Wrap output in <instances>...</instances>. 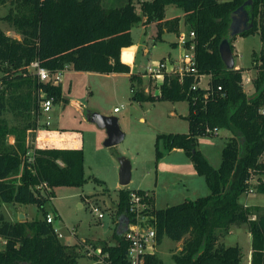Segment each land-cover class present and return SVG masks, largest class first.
<instances>
[{
  "label": "trees",
  "instance_id": "obj_1",
  "mask_svg": "<svg viewBox=\"0 0 264 264\" xmlns=\"http://www.w3.org/2000/svg\"><path fill=\"white\" fill-rule=\"evenodd\" d=\"M245 1L146 0L137 2V12L133 0H112L110 4L107 0H0V4L13 5L3 19L20 35L19 39L13 38L0 28V204H36L42 215L30 221H10L0 213V264H79L81 256L78 246L61 243L53 224L46 221L44 204L49 198L37 186L46 183L52 197L55 187L82 186L86 181L83 151L34 148L33 162H27L28 132L32 133L39 121V93L52 96L54 102L64 100L61 85L39 81L29 70L30 63L36 60L50 72L69 66L75 71L128 73L130 67L121 61V50L126 61L132 50L131 29L143 17L144 23H156L157 37L164 31L178 32L180 18H165L168 7L179 9L187 34L194 33L185 47L193 43L197 72L182 77L164 73L157 92L147 94L143 76L132 73L130 98L187 101L188 114L184 118L188 131L158 134L156 159L165 151L182 149L195 171L205 178L209 193L155 209L151 193L120 187L115 219L130 218V193L141 195L148 204L146 214L153 216L150 223L156 243L164 237L181 241L180 249L171 256L173 264H242L241 247L225 246L219 238L233 225H246L251 235L250 264H264V208L238 202L246 192L264 194V0H250L253 26L240 34L257 33L261 42L252 57L256 74L251 78V94L243 89L245 69H227L219 54V44L228 36L231 14ZM234 38L230 40L232 50ZM201 74L209 76L207 86L192 89ZM6 112L11 114L12 122L5 118ZM214 129L231 132L217 168L195 148L196 137L212 135ZM8 136L14 137L12 144ZM159 141L163 150L158 147ZM93 180L103 183L96 177ZM113 239V244L103 242L100 246L108 255V263L128 264V242L116 230ZM80 246L84 250L82 242ZM144 264L165 263L152 253L145 257Z\"/></svg>",
  "mask_w": 264,
  "mask_h": 264
},
{
  "label": "rangeland",
  "instance_id": "obj_2",
  "mask_svg": "<svg viewBox=\"0 0 264 264\" xmlns=\"http://www.w3.org/2000/svg\"><path fill=\"white\" fill-rule=\"evenodd\" d=\"M107 2L110 4L112 0H107ZM134 2L137 12H140L139 3ZM109 4H103V6L107 7ZM10 8L13 9L10 2L0 4V28L7 35L19 39L20 35L3 19ZM177 12L181 13L175 7L167 9L168 16ZM141 25V22H138L131 31L133 43L138 44L137 63L143 65L147 61L159 60L162 57H167L168 52L173 57L177 56V52L167 44L157 42V47L154 48L152 46L154 38L150 36L152 25L147 28L145 35ZM183 33L179 34L178 42ZM174 36L173 34L172 37ZM245 39H247L246 42H244ZM239 45L243 58L236 57L235 63L240 66L251 65V56L248 52L253 47L256 52L254 51L252 57L258 53L259 39L253 34L242 36ZM144 47H147L148 53H144ZM131 56L132 50L130 60ZM251 68H253V63ZM118 73L75 71L72 68H65L62 71V94L65 101L56 104L51 111V128L63 133L78 135L83 150L84 175L86 177L82 186L57 187L56 196L44 204L47 214L60 215V219L57 216L52 224L61 234L59 240L63 244L71 245L78 239L82 241H86L84 239H101L115 242L113 239L116 230L114 215L117 189L120 186L118 183V157L120 156L126 157L131 163V180L127 187L151 193L155 209L178 204L185 200H194L209 193L205 178L195 171L190 158L185 153L165 151L161 157L156 159L155 140L158 134L186 133L188 131V121L184 118L188 114L187 101L132 100L129 78L117 75ZM255 74L256 71L253 76ZM246 76L253 78L252 72L249 71L243 72V77ZM160 79L158 77L152 78L150 81L147 79L144 88L145 94L155 93ZM207 81V76L201 78L200 86L204 87ZM243 89L247 94H251L253 92L251 82H244ZM114 107L119 108L118 112H113ZM88 111L115 115L120 130L124 134L123 139L116 145L105 146L103 142L106 138V131L87 119ZM5 118L12 122L9 112L5 113ZM229 136H231V132L226 129H219L212 135H199L196 137L195 148L201 152L213 168H217L221 161L222 149ZM158 147L163 150L161 141H159ZM19 171H21V166ZM93 177L102 180L103 183L95 182ZM252 185H254V181H252ZM238 202L251 204L253 201L250 195L247 197L246 194H241ZM93 205L98 206L103 212L101 219L92 213L91 206ZM248 207L254 208V206ZM6 210L9 211L7 217L14 221L19 220L16 210L26 213V218L23 220L30 221L42 216L41 210L36 204L16 203ZM224 236L225 245L237 244L241 247V251L245 253L242 255L243 264H245L248 245L246 233L239 226H231L229 232ZM221 239L222 237L219 238V241ZM180 243L181 241L174 242L164 237L162 242L156 245L154 253L165 264H173L171 256L179 250ZM84 254L78 259V263L92 264L91 259Z\"/></svg>",
  "mask_w": 264,
  "mask_h": 264
},
{
  "label": "built area",
  "instance_id": "obj_3",
  "mask_svg": "<svg viewBox=\"0 0 264 264\" xmlns=\"http://www.w3.org/2000/svg\"><path fill=\"white\" fill-rule=\"evenodd\" d=\"M133 1H146V0H133ZM194 37V33L190 31L188 34H181L180 44L183 47L184 51L180 56L177 64L174 66L173 64H169L166 59H159L156 61H151L147 64L144 70V75L149 78H161L164 73L167 74H176L179 77H182L184 74H196V61L194 56V46L193 43L190 42L189 46L186 48L185 43L186 40H192ZM170 65V67H169ZM29 70H31L39 81L49 82L53 85H58L61 82V74L62 70H57L55 72H50L48 69L41 67L39 63L35 60L32 61L29 65ZM205 75H199L198 83L193 84L192 89H195L197 86H200L201 78ZM208 82V81H207ZM206 85L202 88H205ZM246 82H251V78L242 76V84ZM54 103L53 97L48 96L44 92L39 93V101H38V113H39V121L37 124V128L31 131L38 132L40 129H48L52 123V105ZM119 108L114 107L113 112H118ZM264 114V108L261 110ZM218 130L214 129L211 132L216 133ZM28 132L27 137V145L30 146L26 156V160L28 163L33 162V150L34 148H39L35 141H38L37 135H33L31 138V134ZM39 134V133H38ZM33 140V142H32ZM42 192L46 194V196L51 200L53 197L49 194L51 188L46 185V183H40L37 186ZM251 193V192H247ZM146 208H148V204L143 200V197L136 192L130 193L129 199V212L131 217L128 218L127 229L123 233L124 239L128 242L127 250H126V261L128 264H144L145 257L148 254L154 253L156 243V234L155 229L150 223V220L153 219V216L146 214ZM91 211L98 219L103 217V212L99 209L98 206H91ZM56 215L51 216L49 214L46 215V221L48 223H53ZM252 219L254 216L251 217ZM54 231L57 233L58 237L61 236L58 229L54 227ZM84 245V253L87 257L91 259L92 264H109L107 261L108 255L101 251L100 247L92 246L91 244H87L85 241L82 242Z\"/></svg>",
  "mask_w": 264,
  "mask_h": 264
},
{
  "label": "crops",
  "instance_id": "obj_4",
  "mask_svg": "<svg viewBox=\"0 0 264 264\" xmlns=\"http://www.w3.org/2000/svg\"><path fill=\"white\" fill-rule=\"evenodd\" d=\"M174 15H177L179 16L180 18V21H179V26H178V32H167V31H164L160 37H157V29H156V23L155 22H150V23H144L145 22V17L142 18L141 20V27L144 29L143 30V34L145 35L146 34V30L147 28L152 25L150 28V36L152 38H154V41L152 43V46L155 48L157 47V42L159 43H162L164 45H168L169 47H171L173 50H175L177 52V56L176 57H173V55H171L170 52L167 53V57H162L161 59H166V61L169 63V64H173L174 66L177 64V60H179L180 56L182 55L184 49L183 47L181 46L180 42H178V36L180 33L184 32V33H187V30H186V27L184 25V22H183V14L182 12L180 13H175L173 15H167V10L165 12V18H170ZM132 31V29H131ZM175 35L174 37H172V35ZM253 35H256V37L259 39V36L257 33H254ZM241 35H237L234 40H233V43H232V46H233V55H234V67L235 68H244L245 70L244 71H249V72H252V76H253V73H254V69L251 68L252 67V54L254 53V51L256 52V50L251 47L250 49V52H248V54H250L251 56V65H245V66H240L238 64L235 63V58L236 57H240V58H243V53L241 52V49H240V45H239V40L241 39ZM239 39V40H238ZM247 39L244 40V42H246ZM133 42V41H132ZM259 43H260V46L257 47V50L260 49L261 47V42L259 40ZM129 47H132V56H131V60L129 61H124L122 59V50H121V54H120V59L123 63L125 64H128L129 67H130V71L127 73V72H121V73H118L117 75H123V76H126L128 78H130V74L132 73H135V74H139L140 76L142 75L143 76V79H144V88H145V85H146V81H147V77L145 78L144 76V70H145V67L147 66V64L150 62V61H147L146 64L143 66V65H140L139 63H137V59H136V54H137V49H138V44L136 43H132V45H130ZM128 48V47H126ZM144 53H148V50H147V47H144L143 49ZM178 58V59H177ZM143 66V67H142ZM170 67V65H169ZM67 69H70L71 67H66ZM65 68L62 70L64 71ZM112 73H115V72H112ZM62 76V74H61ZM208 77L209 79V76L208 75H205ZM251 76V75H250ZM250 76H246V77H249L251 78ZM162 78V77H161ZM161 80V79H160ZM62 80L60 82V85H61V97L62 99L64 100H61V101H58V102H54L53 105H52V110L53 108L55 107L56 104H61L65 101V98L63 97V92H62ZM137 87V86H136ZM157 92V91H156ZM247 93V92H246ZM36 133V134H35ZM39 133V134H38ZM35 135H37V137L39 138L38 141H35L34 143L37 144V146L39 148H61V149H74V148H81V142L78 138V135L76 134H69V133H66V132H60L56 129H52L51 126L48 128V129H40L38 132H34ZM14 142V137L13 136H8V143L12 144ZM33 142V140H32ZM82 149V148H81ZM83 151V150H82ZM170 152H176L178 154L180 153H184L182 149L180 148H174L172 149ZM60 187V186H59ZM121 186H119L120 188ZM56 189L57 187L54 188V195L56 196ZM243 194H246L247 197H251L252 199V203L251 204H248L247 202L246 203H243L244 206H257V207H264V194H261V193H243ZM154 199V198H153ZM242 204V203H241ZM16 205V203L14 204H11V203H1L0 204V213L3 214V216L7 219V220H10V221H14L13 219H10L8 218V212L6 209H8V207H12ZM16 214H23L24 215V218H26V213L24 211H20V210H16ZM57 216H58V219H60V215H56L55 219H57ZM23 218V219H24ZM19 219V218H18ZM121 218H116V228L117 229V226L119 224V220ZM233 226H236L238 227L237 225H233ZM239 227H241V230H243L245 233H246V237H247V250H246V263L245 264H250V261H251V235L250 233L248 232L247 230V227L246 225H240ZM225 237V236H224ZM224 237H222V239L220 240V242L224 244L225 240H224ZM86 240L85 242L87 244H91L92 246H95V247H100L102 245L103 242H105L106 240H90V239H84ZM83 242L82 240L78 239V241L74 244H76L78 247H77V250L79 252H81L80 255H82L84 253V250L83 248H81L80 246V243ZM107 244H113V242H110V241H106ZM105 242V243H106ZM180 242V241H179ZM181 244V243H180ZM225 246H230V245H225ZM180 249V248H179ZM245 253L242 252V255H244ZM86 255V254H84ZM81 257V256H80ZM79 257V258H80ZM85 258V257H84ZM87 259V258H86ZM242 264H243V260H242Z\"/></svg>",
  "mask_w": 264,
  "mask_h": 264
},
{
  "label": "water",
  "instance_id": "obj_5",
  "mask_svg": "<svg viewBox=\"0 0 264 264\" xmlns=\"http://www.w3.org/2000/svg\"><path fill=\"white\" fill-rule=\"evenodd\" d=\"M253 26V14L251 9V1L247 0L238 8H236L230 17L228 26V36L223 38L219 44V54L227 69L234 67V55L230 45V40L237 35L251 29ZM87 119L95 123L99 128L105 129L106 138L103 144L107 147L119 143L124 134L118 125V119L115 115H104L97 111H88ZM118 183L121 187H126L131 180V163L124 157H118ZM19 220H23L24 215H19ZM128 217H121L116 229L117 234H123L127 229Z\"/></svg>",
  "mask_w": 264,
  "mask_h": 264
},
{
  "label": "bare ground",
  "instance_id": "obj_6",
  "mask_svg": "<svg viewBox=\"0 0 264 264\" xmlns=\"http://www.w3.org/2000/svg\"><path fill=\"white\" fill-rule=\"evenodd\" d=\"M127 54H128V55H127L126 61H129V60H130V55H131V49L128 51Z\"/></svg>",
  "mask_w": 264,
  "mask_h": 264
}]
</instances>
